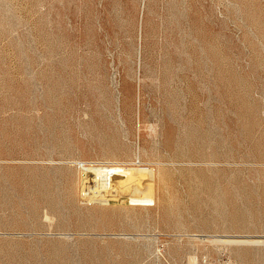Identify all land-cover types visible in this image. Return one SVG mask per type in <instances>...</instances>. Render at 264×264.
Here are the masks:
<instances>
[{
    "label": "rangeland",
    "instance_id": "obj_1",
    "mask_svg": "<svg viewBox=\"0 0 264 264\" xmlns=\"http://www.w3.org/2000/svg\"><path fill=\"white\" fill-rule=\"evenodd\" d=\"M0 264H264V0H0Z\"/></svg>",
    "mask_w": 264,
    "mask_h": 264
},
{
    "label": "bare ground",
    "instance_id": "obj_2",
    "mask_svg": "<svg viewBox=\"0 0 264 264\" xmlns=\"http://www.w3.org/2000/svg\"><path fill=\"white\" fill-rule=\"evenodd\" d=\"M123 167L88 168L85 174V184L82 190L86 191L87 193L83 194V199L94 200L97 202L108 201L111 199L124 201L127 199L130 192H132V188H139L140 184L142 183L149 184L146 189L151 190V182L149 179L145 178L146 175H151L150 172L145 174L143 169L140 167H137V169L132 168L131 171H129V167L127 168L129 170L126 171V169H123ZM150 199L151 198L147 197L143 201L147 202ZM256 242L257 241H255V243Z\"/></svg>",
    "mask_w": 264,
    "mask_h": 264
}]
</instances>
